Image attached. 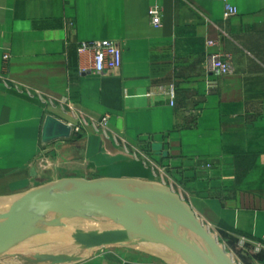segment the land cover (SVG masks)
Instances as JSON below:
<instances>
[{
    "label": "crops",
    "instance_id": "obj_1",
    "mask_svg": "<svg viewBox=\"0 0 264 264\" xmlns=\"http://www.w3.org/2000/svg\"><path fill=\"white\" fill-rule=\"evenodd\" d=\"M230 1L237 13L224 18L222 0H0V196L64 177L160 182L111 138L122 135L218 239L243 238L247 263L264 264V0ZM99 40L119 44L120 68L82 71L78 44ZM211 53L231 72L211 71ZM47 115L78 131L43 144ZM73 264L167 263L103 248Z\"/></svg>",
    "mask_w": 264,
    "mask_h": 264
},
{
    "label": "water",
    "instance_id": "obj_2",
    "mask_svg": "<svg viewBox=\"0 0 264 264\" xmlns=\"http://www.w3.org/2000/svg\"><path fill=\"white\" fill-rule=\"evenodd\" d=\"M71 135V125L45 117L43 144ZM103 248L137 250L167 264H238L161 182L64 177L0 196V264H73Z\"/></svg>",
    "mask_w": 264,
    "mask_h": 264
},
{
    "label": "built area",
    "instance_id": "obj_3",
    "mask_svg": "<svg viewBox=\"0 0 264 264\" xmlns=\"http://www.w3.org/2000/svg\"><path fill=\"white\" fill-rule=\"evenodd\" d=\"M222 2L224 6V18H229L237 13L236 7L231 3L230 0H222ZM148 14L150 16L151 24L153 26H159L161 22L160 8L158 6H152L149 8ZM77 51L79 56H86L89 59V66L81 67L82 71L89 70L95 73H110L113 70L120 68L122 63V50L119 44L113 40L81 42L78 44ZM7 57V55H4V59H7ZM207 63L210 70L218 75H225L232 70V65L229 58L221 53L209 54L207 56ZM213 86H216V82H213ZM166 94L170 104L173 105L176 98L175 86H169ZM107 124V117L103 116L99 120L98 128L107 133ZM72 131L76 132L78 131V128H72ZM111 138L116 144L121 146L127 152H130L136 158H140L144 162H147L149 166H151L152 170L156 172L161 178L160 182L165 184L166 169L162 163L154 161L150 153H147L146 150L139 146L131 144L122 135L111 133ZM50 164L51 163L48 162L46 157L38 158V167L40 169H47ZM209 167L210 165L206 164V168ZM239 244L244 247L245 240L243 238L239 239Z\"/></svg>",
    "mask_w": 264,
    "mask_h": 264
},
{
    "label": "rangeland",
    "instance_id": "obj_4",
    "mask_svg": "<svg viewBox=\"0 0 264 264\" xmlns=\"http://www.w3.org/2000/svg\"><path fill=\"white\" fill-rule=\"evenodd\" d=\"M166 186H169L168 184H164ZM170 187V186H169ZM170 189L175 192L171 187ZM176 193V192H175ZM221 243L224 244L226 250L232 254V257L238 264H248L247 260L245 259L246 250L243 249V246L239 244V247H237L235 244H233L230 240L227 239H219ZM245 253V254H244Z\"/></svg>",
    "mask_w": 264,
    "mask_h": 264
},
{
    "label": "bare ground",
    "instance_id": "obj_5",
    "mask_svg": "<svg viewBox=\"0 0 264 264\" xmlns=\"http://www.w3.org/2000/svg\"><path fill=\"white\" fill-rule=\"evenodd\" d=\"M85 222H73L72 225L74 226H84Z\"/></svg>",
    "mask_w": 264,
    "mask_h": 264
}]
</instances>
